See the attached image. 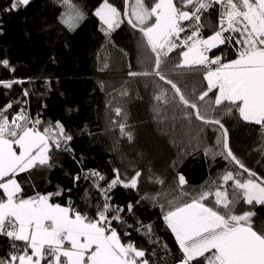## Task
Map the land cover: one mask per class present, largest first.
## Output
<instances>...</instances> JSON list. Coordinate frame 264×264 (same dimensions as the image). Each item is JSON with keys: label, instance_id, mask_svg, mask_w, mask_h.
Here are the masks:
<instances>
[{"label": "snow or ice", "instance_id": "snow-or-ice-1", "mask_svg": "<svg viewBox=\"0 0 264 264\" xmlns=\"http://www.w3.org/2000/svg\"><path fill=\"white\" fill-rule=\"evenodd\" d=\"M30 3L9 0L2 11H18ZM61 3L65 11L60 22L75 30L85 18L83 10L73 0ZM216 6L220 9L218 23L212 34L205 36L203 16ZM93 15L99 18L105 36L110 37L125 22L140 33L143 46L151 54L152 67L130 70L128 75L152 77L158 89L154 95L157 102L172 105L189 125L199 122L192 140L197 146L205 144V156L212 160L222 157L234 167L225 168L219 182L202 185L196 193L187 190V180L178 173L174 187L155 196H141L126 206L112 203L110 194L117 187L139 192L140 170L129 175L113 167L114 175L109 179L95 169L81 168L72 177L73 186L81 180L90 181L102 201L93 204L90 190L85 189L82 199L89 210L74 205L71 189L67 190L66 204L53 202L64 194L59 187L54 192L25 197L17 179L20 174L37 167L51 168L56 152L71 154L77 164L82 165L83 160L76 158L70 143L73 136L60 121L44 122L39 114L29 115L20 101H11L0 106V237L10 241V251L0 256V264H150L146 250L130 239L131 233L120 231L133 227L127 218L135 216L136 205L147 199L154 206L159 204L164 224L175 238L180 258L173 264H264V230L254 226L256 213L236 212L241 201L264 206V176L236 156L229 131L215 114L218 109L226 115L238 114L244 122L259 126L264 139V0H123V9L110 0H101ZM177 53L178 61L168 69L172 55ZM0 64L9 67L8 60ZM169 71L177 76L202 75L207 87L193 88L186 95ZM23 83L0 80V87L11 89ZM22 95L30 93L25 89ZM113 111L123 117L122 121L113 120V127L118 125L120 136L132 141L124 109L117 106ZM208 129L216 133L215 144L210 147L205 141ZM149 179L155 184L165 183L154 174ZM135 230L150 242L159 243L158 238L152 240L151 224H141ZM125 238H129L126 243ZM163 247L167 249L166 244Z\"/></svg>", "mask_w": 264, "mask_h": 264}, {"label": "trees", "instance_id": "trees-1", "mask_svg": "<svg viewBox=\"0 0 264 264\" xmlns=\"http://www.w3.org/2000/svg\"><path fill=\"white\" fill-rule=\"evenodd\" d=\"M110 2L123 9V0ZM73 3L83 10L85 18L75 30H70L59 22L65 10L61 0H31L29 6L11 12L2 11L9 6V0H0V61H9V67L0 64V80L25 81L11 89L0 87V106L20 101V106L32 117L39 114L44 122L60 121L73 136L70 143L76 158L83 160L82 165L77 164L71 154L56 152L51 168L37 167L17 177L24 196L54 192L59 187L65 190L64 194L53 202L66 204L67 190L71 189L74 205L89 210L82 199L85 189L90 190L93 204L102 201L90 181L81 180L78 186H73L72 177L81 168L95 169L109 179L114 175L113 167L122 172L126 170L129 175L140 170L139 192L117 187L110 194L112 203L120 206L174 187L178 173L187 180V190L194 193L199 192L202 185L214 180L219 182L218 177L225 168L234 166L219 156L215 160L206 157L205 144L197 146L192 140L199 122L189 125L179 118V111L172 105L157 102L154 95L158 89L152 77L128 75L130 70L145 71L152 67L151 54L143 46L140 33L125 22L110 37L105 36L99 18L93 15L101 0H73ZM219 11L216 6L204 14L205 36L212 34L216 27ZM177 61L178 53L172 55L167 68L171 69ZM168 74L186 95H190L193 88L207 87L202 75L177 76L170 71ZM25 89L29 96L22 95ZM125 91L128 95H121ZM117 106L127 115L132 141L121 137L118 125H112L113 120H123L113 111ZM15 110L19 111V107ZM215 114L228 129L230 146L236 156L249 169L264 176V139L259 126L244 122L238 114L226 115L223 109ZM215 139L216 133L208 129L206 145H214ZM152 174L165 183H153L149 179ZM228 191L231 194V187ZM246 210L256 213L254 226L264 230V206L253 207L243 201L236 206L237 213ZM91 211L94 215V209ZM127 219L133 227L120 228L121 233H131L130 239L146 250L150 264H173L174 259L180 258L159 204L154 206L151 199L143 200L136 205L135 216ZM141 224L153 226L152 240L158 238L159 243L150 242L147 236L135 230ZM9 244L6 237H0V256H7ZM165 244L167 249L163 247Z\"/></svg>", "mask_w": 264, "mask_h": 264}, {"label": "rangeland", "instance_id": "rangeland-1", "mask_svg": "<svg viewBox=\"0 0 264 264\" xmlns=\"http://www.w3.org/2000/svg\"><path fill=\"white\" fill-rule=\"evenodd\" d=\"M65 11V10H64ZM59 22H60V19H59ZM64 25V24H63ZM65 26V25H64Z\"/></svg>", "mask_w": 264, "mask_h": 264}]
</instances>
